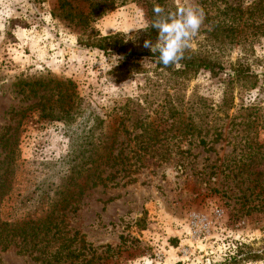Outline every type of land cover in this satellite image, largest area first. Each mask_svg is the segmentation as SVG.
Returning a JSON list of instances; mask_svg holds the SVG:
<instances>
[{
	"label": "rangeland",
	"instance_id": "obj_1",
	"mask_svg": "<svg viewBox=\"0 0 264 264\" xmlns=\"http://www.w3.org/2000/svg\"><path fill=\"white\" fill-rule=\"evenodd\" d=\"M258 1L127 0L82 28L66 18L86 12L82 0H64L65 11L60 0H0V183L9 187L1 220L41 217L71 156L105 150L104 181L76 188L57 212L88 264H264V35L250 36L264 23L248 21ZM190 2L205 14L190 50L214 44V27L234 18L250 36L225 40L224 59L258 75L230 110L218 109L221 76L200 71L178 86V75L148 58L118 70L120 57L90 46L117 34L150 50L154 4L175 12ZM226 4L236 10L223 14ZM32 82L45 84L31 93ZM59 83L83 100L68 123L52 105ZM27 247L0 251V264H40Z\"/></svg>",
	"mask_w": 264,
	"mask_h": 264
},
{
	"label": "trees",
	"instance_id": "obj_2",
	"mask_svg": "<svg viewBox=\"0 0 264 264\" xmlns=\"http://www.w3.org/2000/svg\"><path fill=\"white\" fill-rule=\"evenodd\" d=\"M82 1L87 5L86 12L82 14L80 18L68 12L66 13V18H70V22L78 18V24H80L82 28H85L102 18L111 9L122 6L127 0ZM131 1L137 2L139 0ZM143 1L147 3L152 0ZM154 1L157 3L160 0ZM60 2H63L60 4L61 10L65 11V7H69V4L65 3L64 0H60ZM235 10L234 7L226 4L223 8V14L227 15ZM254 16L263 20L264 23L263 0L256 2L255 7L249 10L248 21L252 22V26L257 22ZM241 21V18L237 20L234 18V20L230 21L228 24L222 23L216 25L214 30L209 34L212 36L215 42L214 44H209V40L206 43L205 40L203 45L199 44L197 50L186 49L184 58L179 62V66H170L168 68H164L161 64L156 62L158 53L136 48L129 44V42L125 43L117 34L98 38L95 43H92L90 46L96 47L105 55H116L120 57L121 62L116 67L118 70L135 69L141 60L148 58L156 68L165 71H173L178 75L176 82L178 86L184 84L185 81H189L190 78L194 77L200 71L208 72L212 77L221 76L223 90L218 109L224 112L233 107L235 91H238V95H241L243 91L255 89L258 83V75L251 72L249 67L240 59L235 63H231L228 59H224V51L226 50L225 40H228V43L242 42L243 40H247L250 36L264 35V27L259 26L258 28L255 27L258 32L252 31L250 36H247L243 33V28L245 26L242 27V31L241 28H239L240 24L244 22ZM248 21H245V25L249 23ZM97 36L99 35H94V37ZM44 84L43 82H32L26 85L29 92L36 93L37 89L44 86ZM55 87L58 89V99L52 102V105L57 108L58 114H60L57 120L67 118L69 121L65 119L66 123L71 122L72 118L82 114L81 106L83 100L79 97L74 88L65 87L64 83H59ZM199 100L202 105L201 108L205 110L207 108L206 99L199 97ZM173 113L172 116L174 117L176 113ZM202 114L204 119L207 118V113H200V116ZM47 116L50 117L51 114L48 113ZM100 122L101 120H96L97 124ZM258 124L261 129H264V118ZM187 127L191 129L195 128L191 120H189ZM206 129L208 133L213 132L212 135L218 130L214 125H207ZM200 143L202 144L204 141L201 139ZM74 153L75 152H72V154ZM84 155L85 154L81 152L72 155L67 163L68 167L64 171L61 170L58 173L59 182L54 187V199L51 200L52 197H48V201L46 202L48 211H44L41 217L29 218L26 220L17 219L13 221H3L0 218V251L6 250L14 244L16 246L23 244L24 246H28V250L25 251L29 252V255L33 256V259L40 264H88L85 254H82V250L84 249L83 243L80 244L79 247H74L77 245V243L74 244L77 240V236L70 235L68 231L64 230L66 225L63 224V213H57L66 206L72 198V193L76 188L84 187L88 182L94 186L98 182L104 181L101 176L103 173L101 168L105 166L111 153L107 152L105 154V150L101 153L95 150L90 152L86 157ZM8 193L9 187L7 186V182L3 184L1 181L0 205ZM77 242H79V240Z\"/></svg>",
	"mask_w": 264,
	"mask_h": 264
},
{
	"label": "clouds",
	"instance_id": "obj_3",
	"mask_svg": "<svg viewBox=\"0 0 264 264\" xmlns=\"http://www.w3.org/2000/svg\"><path fill=\"white\" fill-rule=\"evenodd\" d=\"M153 12L155 18L150 27L157 30V40L155 44L145 40L143 46L152 53H158L156 62L164 68L179 66L185 50L191 47L190 41L198 34L204 22V11L199 5L190 2L175 12H166L163 6L154 4Z\"/></svg>",
	"mask_w": 264,
	"mask_h": 264
},
{
	"label": "built area",
	"instance_id": "obj_4",
	"mask_svg": "<svg viewBox=\"0 0 264 264\" xmlns=\"http://www.w3.org/2000/svg\"><path fill=\"white\" fill-rule=\"evenodd\" d=\"M216 213H219V211H216ZM201 222H202V220L200 221V223H201ZM192 224H195V225H196L197 223L192 221ZM195 232H197V231H194V233H195Z\"/></svg>",
	"mask_w": 264,
	"mask_h": 264
}]
</instances>
